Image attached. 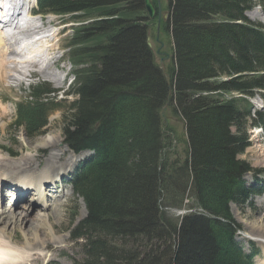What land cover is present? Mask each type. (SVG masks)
I'll return each mask as SVG.
<instances>
[{
	"label": "trees",
	"instance_id": "1",
	"mask_svg": "<svg viewBox=\"0 0 264 264\" xmlns=\"http://www.w3.org/2000/svg\"><path fill=\"white\" fill-rule=\"evenodd\" d=\"M257 5L264 12V0H170L168 79L148 44L145 0H40L44 13L82 22L67 43L76 99L59 103L36 84L16 123L33 137L63 110L65 143L95 151L72 181L88 209L74 230L87 239L85 264H254L230 204L255 194L239 156L248 126L264 127L249 99L264 89V24L246 16ZM166 105L185 123V161L166 157ZM188 192L201 213L169 217Z\"/></svg>",
	"mask_w": 264,
	"mask_h": 264
},
{
	"label": "rangeland",
	"instance_id": "2",
	"mask_svg": "<svg viewBox=\"0 0 264 264\" xmlns=\"http://www.w3.org/2000/svg\"><path fill=\"white\" fill-rule=\"evenodd\" d=\"M159 2L161 4L163 15H166V23L162 16L163 27H161L160 31L157 27V19H155L154 22H151L150 37L157 63L161 65L163 63V67H165L166 72H168L167 68L169 66H174V42L171 28L169 30L166 25L167 22H169L171 6L170 0H159ZM254 11L251 13L248 12L247 16L249 19L256 23L264 22L263 15L257 16V19H253L252 13ZM47 18L46 25H41L39 30L40 34L37 38H28L29 45L34 39H48L47 42L45 41V49H47L45 52L46 56L64 54L65 60L63 63L49 64L48 67V70L51 73H56L61 80L58 82L54 76H49L50 73L43 72L44 66H41L37 61L36 64L35 61L32 63L33 60L31 61L29 50H26L27 53L25 52V54L27 55L24 54L22 57L13 56L14 58H12V60L17 58L19 61L28 60L26 63L23 61V64L21 62L18 63L17 67L21 70H26L30 67V70L27 72V75H22L17 71L9 70L14 65L9 64L7 67L8 75L12 74V78L14 79L5 78L4 80H0V171L3 170L0 172V183L4 181L3 178H8L7 180L11 185L12 181L18 177L33 180V178L36 179V177H38L37 179H40V177L45 174L47 177L52 174L55 179H58L60 176L61 179V175L65 172L63 174L65 176L64 183L62 182L61 186L58 188L57 195L52 193L56 195V199L50 200L49 198L51 201L49 203L52 205L49 206L47 204L48 208L46 209L42 210L40 205H42V201L45 203V200H47L48 197L43 196L42 201L40 200L41 202L37 199L35 200L34 194H37L38 192H30L27 194L28 201L24 202H32L35 200L32 202L33 204L28 203L30 204L29 206L22 205L23 207L20 206L19 208L0 207V240L6 241L8 246L12 249L11 255L6 259H10V264H16L18 261L30 264L28 261L35 256H41L38 264H85V245L87 239L86 237H74V230L76 226L87 217L88 209L82 198L78 194H75L69 180L76 168L81 162L88 159L91 156V153L82 152L86 154V158L83 157V159L85 158L84 160H78L82 157L79 156L82 155V153L72 151L65 143L63 135L64 123L62 121L63 110L52 111L49 117V122L43 129V132L33 137L29 136L22 127H18L14 123L17 104L25 101L29 96L30 87L39 82L48 81L52 84L53 88L58 89L57 93L51 92L50 96L57 98V102L59 103L68 105L76 99L75 95H72L69 92L71 90L70 84H65V82H63L64 74L66 76L69 71V74L71 75L75 69L69 56V50L67 49L65 52L68 40L72 37V27L70 26L72 24L70 22L71 20L66 22L62 20V17L55 15H50ZM54 33L55 38L53 36ZM40 40L33 46V49L37 46L39 47L38 51L44 49L45 42H40ZM60 50H63L64 53L59 54ZM31 51L33 55L35 51ZM35 54L37 56L41 53L37 54V52H35ZM165 55H168L169 57L164 59L166 58ZM27 57H29L30 60ZM40 57L42 56H39L37 59H40ZM8 59L9 61L11 60V58ZM20 65H22V67ZM72 80L73 77H71V81ZM251 101L254 106L252 108L253 111L264 109V93H261V96L260 93H258L251 99ZM2 108H4V110ZM164 112L168 120L165 131H168L167 138L170 143L166 157L173 161H185L189 155V141L185 129V123L180 117H177L172 113L168 105L165 106ZM233 131L237 132V129L234 127ZM248 133L250 146H248L244 153L240 154L239 158L245 160L255 169V172L248 174L245 179L248 185L251 186L255 184L256 188L261 192L251 198L246 204L238 205L234 203L232 206L230 205V209L235 222L242 227V231L236 236L237 242L249 254L256 250L257 255L254 259L255 264H264V237H262L263 235H260V230L262 234H264V230L258 228L260 219L263 218L262 215H264V158L259 157L258 152L261 146L264 148V130L262 131L253 128L252 126H248ZM54 139L57 144L52 145L49 148L44 145ZM171 141L173 144H171ZM49 150H51L54 155L58 156L56 163L59 165L62 164L63 166V169L60 170V172L52 173L48 170V167H46V159L49 155ZM24 160H27L28 162L30 160H35L32 167L34 171L29 173V176L19 175L12 170V167ZM10 172L14 174L13 177L10 176ZM260 173L262 175H260ZM37 181L38 180L35 182ZM48 182L52 183V180ZM42 189L45 190L46 186L42 185ZM49 189L50 188H48V190ZM189 195L190 192L185 195L183 209L166 208L167 215L174 220L179 221L183 215L187 214H184L185 212L191 211L192 209L197 211L195 201ZM57 200L58 202L56 203ZM58 203H60V205ZM25 206L27 210L31 207L27 217L31 221H33L35 217H38L39 214L45 216L44 219L46 222L44 226L37 223V226L35 227V223V228H32V222L21 223L18 221V223H16V220L24 215ZM188 208L192 209L189 210ZM22 211L23 214H21ZM182 211L184 213L180 214ZM114 241L121 244V240L119 239H115ZM31 242L34 246H32Z\"/></svg>",
	"mask_w": 264,
	"mask_h": 264
},
{
	"label": "bare ground",
	"instance_id": "3",
	"mask_svg": "<svg viewBox=\"0 0 264 264\" xmlns=\"http://www.w3.org/2000/svg\"><path fill=\"white\" fill-rule=\"evenodd\" d=\"M162 9V8H161ZM255 10V11H254ZM254 10H252V11H254L252 14H253V19L254 18H256L257 16H260V15H262V10L259 8V7H256ZM252 11H250L249 13H251ZM148 15V14H147ZM148 17V16H147ZM257 19V18H256ZM150 21V20H149ZM0 24H1V22H0ZM149 28H150V26H149ZM18 33H17V31H15L14 32V35H13V37L11 38V39H9L8 38V36H6L5 35V33H4V30L3 29H1V31H0V80L2 79V80H4L5 78H12V74L10 75H8V69H7V67H8V65L9 64H14L9 70H14V71H17V72H19L20 74H22V75H27V72H28V70H29V68L28 69H26V70H21V69H19V67H17L18 66V63H22L23 61H25L24 63H26V61H28V60H23V61H19L18 60V58L17 59H13L12 60V58H14L13 56H17V52L18 51H16L11 45H12V40L14 39V38H18V35H17ZM53 36H54V38H55V33L53 34ZM42 38V37H41ZM40 39H38V40H35V41H33L30 45H28V46H30L31 48H32V50H33V52L35 51V52H37V54L38 53H42V51L44 50V49H42V50H39L38 51V46L35 48V49H33V46L34 45H36V43L39 41ZM48 40V39H47ZM47 40H40V42H47ZM46 42L44 43V48H45V44H46ZM27 47V46H26ZM14 51L13 53L11 52V51ZM28 51V50H27ZM27 51L26 50H23L22 52H26L27 53ZM30 54V53H29ZM25 55H27V54H25ZM8 58H11V60L9 61V59ZM28 59H29V57H27ZM26 58V59H27ZM31 58V61L33 60V62L32 63H34V61H35V64H36V58H32V57H30ZM30 60V59H29ZM23 64V63H22ZM27 65V64H26ZM25 65V66H26ZM33 65V64H32ZM21 67H22V65H20ZM48 67H49V63L47 64V65H45L44 67H43V72H45V73H50L49 72V70H48ZM27 68V67H26ZM23 69V68H22ZM21 76V75H20ZM24 77V76H23ZM12 79H14V78H12ZM16 79H17V77H16ZM21 79V78H20ZM19 79V80H20ZM3 110H4V108H2ZM6 111V110H5ZM2 112V111H1ZM54 142V143H53ZM56 142V140L54 139L53 141H50V142H48V143H45L44 145H46L48 148L50 147V146H52V145H55V144H57V142ZM258 149V148H257ZM259 157H261V158H264V148L261 146L260 147V149H259ZM49 155L47 156V159H46V162H47V164H46V167H48V170L49 171H51L52 173L53 172H60V170H62L63 169V166H62V164L61 165H59V164H57L56 162H57V158H58V156H56V155H54L53 153H52V151L51 150H49V153H48ZM79 156H82L81 158H77L78 160H81V159H83V157H85L86 156V154L85 153H82V155H79ZM34 161L35 160H30L29 162L27 161V160H24L23 162H21V163H17L14 167H12V170L13 171H15L17 174H19V175H27V176H29V173H32L33 171H34V169L32 168L33 167V164H34ZM3 170H1L0 172H2ZM5 172V171H4ZM9 173V172H8ZM65 173V172H64ZM63 173V174H64ZM63 174L61 175V176H63ZM10 176L11 177H13L14 176V174L12 173V172H10ZM38 177H36V179H34L33 178V180H27V181H24V180H22V181H14V182H16V186L18 187L17 188V193L19 194V197H18V199H19V202H18V205H19V203L20 204H22V202L24 201V200H22L23 199V197L25 196L26 197V195L28 194V192H30V191H33V189H34V192H38L37 194H34L35 195V197H38L37 198V200H41V197H43L44 195H46V193H49L48 191H50V192H52V188L50 187V185L51 186H53V188H55L56 187V185H57V182L58 181H60L61 179H60V176L58 177V179H55V177L54 176H52V174H51V176H49V177H47V175L45 174V175H43L42 177H40V179H37ZM4 179V178H3ZM52 180V183H49L48 181H50V180ZM36 180H38L37 182H35ZM20 182H22V183H20ZM1 183H4V181L3 182H1ZM1 183H0V185H1ZM20 183V184H19ZM19 185H22L21 187L19 186ZM35 185V186H34ZM42 185H44V186H46V189L45 190H43L42 189ZM246 185H248L247 183H246ZM255 184H253V185H251V186H254ZM248 186H250V185H248ZM34 187V188H33ZM48 188H50L49 190H48ZM27 190V191H26ZM249 190H252V188H249ZM57 191H58V188H57V190L54 192L55 194L57 193ZM55 194H52L51 195V197H50V200H54V199H56V195ZM23 196V197H22ZM50 196V195H49ZM48 196V197H49ZM22 197V198H21ZM58 197V196H57ZM22 200V201H21ZM48 200V202H47V204L50 206V203L49 202H51L49 199H47ZM60 200H61V198H60ZM41 202V201H40ZM58 202V200L56 201V203ZM62 203V202H61ZM234 203H236V202H232L231 203V206L234 204ZM33 204V203H32ZM42 204V203H41ZM59 205H60V203H58ZM237 204V203H236ZM30 204H26V206H29ZM39 205H40V203H39ZM52 205V204H51ZM59 205H56V206H59ZM239 205V204H238ZM17 206V205H16ZM26 206H25V213H24V215L23 216H21V218L20 219H17L16 220V223H18V221H20L21 223H31L32 222V224H31V227L32 228H35L36 226H37V223H39L41 226H44V224H45V222H46V220L44 219L45 218V216L44 215H41V214H39L38 215V217H35V219H33V221H31L29 218H27L28 217V213H29V211H30V209H31V207L27 210V208H26ZM21 214H23V211L21 212ZM262 217L263 218H261L260 219V222H259V225H258V228L259 229H263L264 230V215H262ZM36 223V225H35V227H34V224ZM36 230V229H35ZM260 235H263L262 237H264V234H262V232H261V230H260ZM36 236V235H35ZM30 243V242H29ZM31 244H32V246H34L33 245V243L31 242ZM10 245V244H9ZM11 248L8 246V244L6 243V241H4V240H0V264H10L9 263V260H6L7 259V257H9L10 255H11ZM9 251V252H8ZM31 258V257H30ZM25 259V258H24ZM40 259H41V256H35V257H32L28 262L30 263V264H38V262H40ZM14 264V263H13ZM16 264H28L27 262L25 263V262H22V261H18Z\"/></svg>",
	"mask_w": 264,
	"mask_h": 264
},
{
	"label": "water",
	"instance_id": "4",
	"mask_svg": "<svg viewBox=\"0 0 264 264\" xmlns=\"http://www.w3.org/2000/svg\"><path fill=\"white\" fill-rule=\"evenodd\" d=\"M145 7H146V11L149 15L150 18H154L155 15L157 14V9L153 3L152 0H145ZM160 7V5H159ZM149 44L151 45V41L149 38ZM163 69L165 70V68L163 67ZM168 79H170V76L168 75Z\"/></svg>",
	"mask_w": 264,
	"mask_h": 264
},
{
	"label": "flooded vegetation",
	"instance_id": "5",
	"mask_svg": "<svg viewBox=\"0 0 264 264\" xmlns=\"http://www.w3.org/2000/svg\"><path fill=\"white\" fill-rule=\"evenodd\" d=\"M156 4L158 3H160L159 2V0H153ZM157 15H158V18H159V20L160 19H162V16H163V20L166 18V15H163V13H161V10H159V13H157Z\"/></svg>",
	"mask_w": 264,
	"mask_h": 264
}]
</instances>
